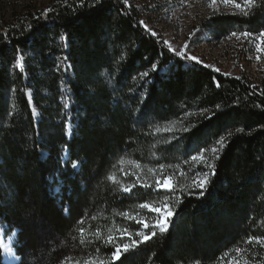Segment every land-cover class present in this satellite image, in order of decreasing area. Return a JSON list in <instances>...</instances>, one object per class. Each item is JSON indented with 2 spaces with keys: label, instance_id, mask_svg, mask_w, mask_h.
<instances>
[{
  "label": "trees",
  "instance_id": "obj_1",
  "mask_svg": "<svg viewBox=\"0 0 264 264\" xmlns=\"http://www.w3.org/2000/svg\"><path fill=\"white\" fill-rule=\"evenodd\" d=\"M209 23L221 36L257 35L264 0ZM183 63L125 0H67L0 24V217L18 232L15 264H104L131 242L108 237L127 229L140 241L135 233L152 228L130 217L154 223L139 205L166 196L168 230L121 249L114 264H264V71L253 86ZM201 150L215 165L203 196L191 187L208 170L191 160ZM164 176L175 192L156 187Z\"/></svg>",
  "mask_w": 264,
  "mask_h": 264
},
{
  "label": "rangeland",
  "instance_id": "obj_2",
  "mask_svg": "<svg viewBox=\"0 0 264 264\" xmlns=\"http://www.w3.org/2000/svg\"><path fill=\"white\" fill-rule=\"evenodd\" d=\"M65 1L67 0H0V24L11 23L16 16H21L27 10L46 11L54 3ZM125 3L137 14L140 25L152 35L155 33L154 36L160 39L169 51L174 49L175 52L184 53L185 67H190L192 64L208 66L226 75L244 77L253 86L261 80L263 75L261 73L264 71V51H257L259 40L243 36L238 38L232 35H217L213 33V27L209 23L217 14L241 12V9L235 7L233 3H223L222 0L215 2L213 0H125ZM258 35L259 33L257 37ZM260 47L264 48V44H260ZM171 52L175 54L174 51ZM187 56H195L201 62L187 60ZM18 67H23L21 58ZM167 71L168 67L161 70L162 73ZM27 94L30 98V91ZM34 113L37 117V112ZM71 125L73 127L72 123ZM68 159L67 151L63 150L59 159L63 168L62 173L67 172ZM78 167L77 162H72L71 169L77 170ZM53 175L58 180L52 190L54 193H60L63 186L59 178L60 174L56 171ZM8 228L9 226L2 222L0 217V241L13 249L12 253H9L1 247L3 260L5 261L7 256L11 264H15L19 261L14 251L18 232Z\"/></svg>",
  "mask_w": 264,
  "mask_h": 264
},
{
  "label": "snow or ice",
  "instance_id": "obj_3",
  "mask_svg": "<svg viewBox=\"0 0 264 264\" xmlns=\"http://www.w3.org/2000/svg\"><path fill=\"white\" fill-rule=\"evenodd\" d=\"M102 2V0H101ZM213 2H215V0H213ZM223 3H233L235 5V7L241 9V11H243V14L245 16H247L249 14V12L251 11V6H254V2L255 0H241L240 4H236L235 0H222ZM153 35H155V33H153ZM232 36H237L238 38L240 36H243L244 38H253V39H258L259 43L257 44V51H264V48L260 47V44H264V31H261L257 37V35L255 33H249L247 31L243 32V33H237V32H232L231 33ZM167 44V42H165ZM187 47V46H186ZM171 51H174V49H170ZM175 54L177 56H179L180 58H185L184 57V53L183 52H175ZM257 59H259V57H257ZM187 60H191V61H195L197 63H200L201 61L195 57V56H187ZM153 70H158L156 65H153ZM218 71V69H217ZM144 76H148V73L145 72L143 73ZM35 114V113H34ZM66 129L68 130L69 133L72 132V125L71 123H68L66 125ZM187 129H185L186 131ZM220 147H223V144L221 142ZM214 154L217 152L216 148H213L211 150ZM205 150H201L200 153H198L196 156H192L191 160L192 161H197L199 159V163L203 166H205L208 170L207 171H203V172H197L196 176L194 177L193 181H192V185L191 187L193 189H199V195L203 196L208 188V184L210 183V177L215 175V165L214 164H209L208 163V158L205 157L204 155ZM219 157L216 156V159H218ZM137 167H139V165H136ZM75 167V165H74ZM161 169H163L164 165H160ZM181 175H183V173H181ZM109 179H113V177H109ZM138 182H140L142 184V186L144 187H151L150 184H146L143 183L142 181H139V178H137ZM156 187L158 189H164L166 191L169 192H175L177 185L175 183V181L173 180L172 176H164L163 179L161 180V178H157L156 181ZM135 187V185H130V186H122V190L123 191H131L132 188ZM175 199L177 201H179L181 198L180 197H175ZM140 208L142 209H147L149 212L156 214L155 215V220L154 223L149 224L147 222V219L145 218L144 220H140V219H136L135 217H130L132 219L136 220V223H139L142 225L143 229H148V228H152L151 233L145 235L142 232H137L135 233L136 236H140L141 240L140 241H136V240H132V233L129 232L127 229H120V237H113V236H109L108 237V243H114V241L116 239H120L123 236L127 235L130 239V243H122V244H115V251L111 254V258L110 260L104 262V264H114L115 260L118 259L120 257V255L122 254L121 249H123V252H127L130 250V248H134L138 243L146 241L150 238V236H154L156 235V230L158 229L159 232L161 234L165 233L168 228L170 227L171 224V217H173L174 215V205L169 201V198L166 196L164 198V202L162 203L161 206H154V204H149V203H143L141 205H139ZM125 216H128L127 213L124 214ZM80 233H81V243H83V235H84V229L81 228L80 229ZM258 239V238H257ZM251 242V238L250 241ZM0 247H3L7 252L12 253L13 249L11 246L9 245H5L3 244V241H0ZM239 251V250H238Z\"/></svg>",
  "mask_w": 264,
  "mask_h": 264
},
{
  "label": "bare ground",
  "instance_id": "obj_4",
  "mask_svg": "<svg viewBox=\"0 0 264 264\" xmlns=\"http://www.w3.org/2000/svg\"><path fill=\"white\" fill-rule=\"evenodd\" d=\"M6 255V254H5ZM5 262L7 263V264H11L12 262L10 261V259L9 258H7V256H5Z\"/></svg>",
  "mask_w": 264,
  "mask_h": 264
},
{
  "label": "water",
  "instance_id": "obj_5",
  "mask_svg": "<svg viewBox=\"0 0 264 264\" xmlns=\"http://www.w3.org/2000/svg\"><path fill=\"white\" fill-rule=\"evenodd\" d=\"M5 262V261H4ZM6 263V262H5ZM7 264V263H6Z\"/></svg>",
  "mask_w": 264,
  "mask_h": 264
}]
</instances>
